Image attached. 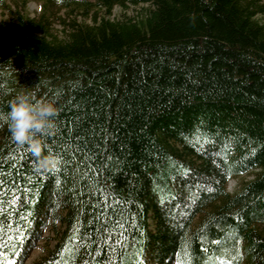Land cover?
<instances>
[{
    "label": "trees",
    "instance_id": "trees-1",
    "mask_svg": "<svg viewBox=\"0 0 264 264\" xmlns=\"http://www.w3.org/2000/svg\"><path fill=\"white\" fill-rule=\"evenodd\" d=\"M54 1L60 39L0 0V111L59 108L55 172L0 122V264H264V0Z\"/></svg>",
    "mask_w": 264,
    "mask_h": 264
},
{
    "label": "clouds",
    "instance_id": "clouds-1",
    "mask_svg": "<svg viewBox=\"0 0 264 264\" xmlns=\"http://www.w3.org/2000/svg\"><path fill=\"white\" fill-rule=\"evenodd\" d=\"M7 105V111H0V122L7 125L14 140L29 147L38 170L56 168L59 159L45 151L43 140L56 127L54 117L59 108L55 101L36 99L34 93L22 92L9 99Z\"/></svg>",
    "mask_w": 264,
    "mask_h": 264
},
{
    "label": "rangeland",
    "instance_id": "rangeland-1",
    "mask_svg": "<svg viewBox=\"0 0 264 264\" xmlns=\"http://www.w3.org/2000/svg\"><path fill=\"white\" fill-rule=\"evenodd\" d=\"M8 5L12 9H20L24 13H27L30 17L38 18L41 13L46 15L47 26L49 28V32L52 37H56L58 39L65 36V34L70 29L69 20L71 16L67 15L68 9L62 7L60 3L54 0H25L24 4H21L22 0H5ZM93 1V0H90ZM94 7H91V10L87 16L79 15L77 9H75V13L78 15V19L87 23L91 22V14ZM136 7L129 6L126 9V12L131 14L136 11ZM120 10L118 8L113 9V13L111 16L116 17L119 16ZM264 21V14L259 16ZM9 15L6 10L0 9V21L8 20ZM51 35L49 37H51ZM253 171L244 173L240 175L238 178L230 179L226 184L227 190L236 189L238 182L241 180L250 179L253 176ZM61 228L58 224L57 229ZM262 232L264 233V224L260 226ZM56 242V235L51 230L50 226L44 228L42 235L37 240H32L31 244L27 247L26 257H23L17 261V264H33L39 260L40 257L45 255ZM15 262V261H14ZM13 262V263H14ZM19 262V263H18ZM8 264V263H7Z\"/></svg>",
    "mask_w": 264,
    "mask_h": 264
},
{
    "label": "snow or ice",
    "instance_id": "snow-or-ice-1",
    "mask_svg": "<svg viewBox=\"0 0 264 264\" xmlns=\"http://www.w3.org/2000/svg\"><path fill=\"white\" fill-rule=\"evenodd\" d=\"M53 172L56 171V168L52 169ZM8 264H13V262L11 260L8 261Z\"/></svg>",
    "mask_w": 264,
    "mask_h": 264
}]
</instances>
